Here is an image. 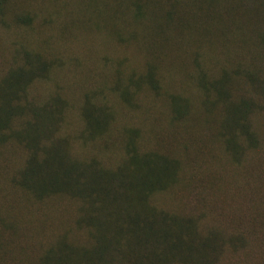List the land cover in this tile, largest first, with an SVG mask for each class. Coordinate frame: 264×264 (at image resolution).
I'll use <instances>...</instances> for the list:
<instances>
[{"label": "rangeland", "instance_id": "rangeland-1", "mask_svg": "<svg viewBox=\"0 0 264 264\" xmlns=\"http://www.w3.org/2000/svg\"><path fill=\"white\" fill-rule=\"evenodd\" d=\"M175 1L0 0V106L10 73L39 56L48 72L23 102L37 108L54 100L64 114L61 134L76 152L116 168L136 135L142 151L180 165L178 180L156 196L158 207L196 219L200 230L237 237L220 264H264V82L260 88L252 76L264 79V56L258 58L253 41L231 38L255 25L260 2L177 0L203 15L202 25L215 26L214 39L163 24L158 11ZM223 76L232 101L255 105L249 119L256 137L237 135L239 146L220 134L226 107L208 93ZM93 105L111 123L104 136L85 142L83 112ZM27 157L17 140L0 141V264H38L66 237L91 242L77 221L80 200L40 199L18 185Z\"/></svg>", "mask_w": 264, "mask_h": 264}, {"label": "trees", "instance_id": "trees-1", "mask_svg": "<svg viewBox=\"0 0 264 264\" xmlns=\"http://www.w3.org/2000/svg\"><path fill=\"white\" fill-rule=\"evenodd\" d=\"M259 2L253 11L255 25L238 29L231 38L238 37L248 46L253 41L261 59L264 0ZM179 3L176 0L167 12L160 8L163 24L175 27L173 31L180 29V34L195 30L203 37L220 38L211 31L215 26L210 29L202 25L203 15L183 10ZM47 72L48 66L39 56H28L3 82L0 141L11 137L25 147L28 157L17 178L23 189L40 199L66 194L82 202L77 221L88 230L91 242L78 245L66 237L51 246L38 264H220L226 245H235L237 237L228 239L216 228L200 230L196 219L179 216L156 204V196L178 180L177 160L156 151H142L136 135H130L126 160L116 168H108L76 152L69 138L61 134L64 114L54 100L37 108L23 102L29 101L27 90L31 84ZM252 76L261 88L264 79L259 73ZM226 79L223 76L210 83L208 93H216L220 105L226 107L220 134L233 147L239 146L235 139L239 134L249 140L256 137L249 119L255 105L247 99L232 101ZM83 114L80 139L92 142L109 132L110 116L102 107L88 106ZM17 120L19 127L14 128Z\"/></svg>", "mask_w": 264, "mask_h": 264}]
</instances>
